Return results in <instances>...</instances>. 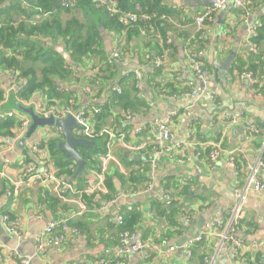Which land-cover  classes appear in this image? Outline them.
Listing matches in <instances>:
<instances>
[{
	"label": "crops",
	"instance_id": "crops-1",
	"mask_svg": "<svg viewBox=\"0 0 264 264\" xmlns=\"http://www.w3.org/2000/svg\"><path fill=\"white\" fill-rule=\"evenodd\" d=\"M18 1L0 0V26L22 27L24 31L19 34L22 40L39 43V54L25 60L19 59L24 70H32L41 81L45 65L41 56L53 51L69 66L66 68L68 75L65 80L56 78L55 84L60 98L75 100L74 111L97 110L109 95L116 93L114 89L121 91L122 88L130 90V99L145 102L146 108L137 107V115L132 112L124 114L116 107L106 119V127L111 130L128 127L124 135L114 140L112 145L116 162L110 163L106 174L110 184H106L107 193L92 200L87 212L75 219L74 225L79 228L81 235L68 239L61 249H50L45 258L35 256V246L30 239L37 238L49 221L73 213L76 206L59 200L38 183L16 185L20 177L18 166H7L22 158L31 159L32 153L28 151L31 143L38 142L45 135L49 136L47 142L57 139V136L48 129L39 130L30 140H24L22 147L19 143L24 136L18 140L14 133L13 137L6 138V143L0 148V172L4 173V176L0 175V254L4 257L0 264H18L11 253L13 251L29 258V264H97L101 258H105L107 264H206V259L214 255L215 264H236L225 246L218 250L216 238H209L204 244L195 246L191 258H187L179 247L186 240L202 233L212 219L220 218L224 210L234 203V189L245 185L246 166L255 162L264 151V94H260V90H253L248 81L240 80L237 72L231 75L236 59L248 63L247 30L249 26L261 27L263 24L264 0H244L250 11L246 22L241 11L228 4L225 9L214 14L202 35L194 26V18L209 7L208 0H162L167 10L177 13L174 17H162L167 25V43L163 42L158 30L134 25L123 28L103 16L99 8L77 5L66 11L60 6L56 7L59 10L53 14L45 15L36 10L32 14H24L13 5ZM20 4L30 12L23 0ZM53 19H58L63 27L70 21L82 25L80 41L92 42L89 53L74 58L61 37L51 35V32L46 35L39 31L34 33L32 27L41 28L44 22L52 23ZM198 37L205 42L201 48ZM156 44L161 46L164 60L158 81L166 85L173 77L174 92L160 91L150 83L154 59H160ZM163 44H172L175 53L170 49L165 50ZM115 50L126 58L125 62L111 61ZM193 51L201 53V65L208 79L203 96L195 102L187 92L190 88L188 84L195 82L188 61V55ZM260 51L263 54L262 66H258L255 73L249 71L257 77L262 75L264 68V45ZM2 53L10 56L12 50L0 47ZM110 61L112 66H106L105 63ZM101 67L107 70L104 74L106 79L92 81ZM9 74L0 66V87L7 88ZM31 99L30 103L36 107L44 103L45 98L37 92ZM225 112L239 114L240 121L233 126L222 122L221 116ZM171 113L176 114L169 123L172 132L169 145L172 151L160 158L155 172H151L149 166L150 180L146 184H130L127 181L129 174L141 168L148 156L130 152L123 145L143 143L146 147L152 146L154 121L163 120ZM126 115L135 116L134 121H126ZM251 125L258 130L252 136L248 131ZM140 128L145 130L139 135L135 134V130ZM76 129L73 130L75 136ZM60 140L62 142L63 138ZM185 140H190V145L181 150L174 148ZM213 142L220 143L223 152L216 165L211 166L208 152ZM233 151L240 156L238 173L227 163L228 152ZM88 163L86 176L72 178L76 170L74 162L69 165L72 174L62 175L68 182H76L81 187L83 182L79 183L78 178L87 177L91 165ZM260 174L264 181V170ZM160 187L184 211L176 218L177 226L171 225L166 218L167 213L162 212L166 201L159 193ZM184 190L188 191L187 194H184ZM50 199L54 202H49ZM131 211L130 216L138 217L136 225L126 230L135 236L130 240L131 243L150 242L163 249L176 247V250L167 255L150 251L114 258L113 252L119 245L121 228L117 216ZM7 213L15 220L13 226L21 232L20 239L5 230L3 219ZM161 213L163 216H160ZM243 217L244 226L239 231L240 237L244 242L257 241L261 245V249L246 256L244 264H264V192L257 195L248 189ZM4 236L6 239L3 241Z\"/></svg>",
	"mask_w": 264,
	"mask_h": 264
},
{
	"label": "built area",
	"instance_id": "built-area-1",
	"mask_svg": "<svg viewBox=\"0 0 264 264\" xmlns=\"http://www.w3.org/2000/svg\"><path fill=\"white\" fill-rule=\"evenodd\" d=\"M209 7H207L203 12L199 13L194 18V26L196 27L200 35L203 34L205 26L212 20L215 13H218L225 9L228 4L234 5L235 8L239 9L244 16L245 22L247 21L250 11L248 9V4L244 0H208ZM100 7L108 9L111 15L115 16L117 22L126 26H133V24L140 19L139 16L130 12H117L114 7L106 2L105 0H100ZM72 0H61V6L64 9H69ZM137 11H140L139 7H136ZM150 17H142L143 21H149ZM257 26H249L246 36V46L249 50L253 49L251 44V39L255 37ZM201 57L200 52H190L188 55L189 64L195 75V82L189 83L190 92L188 96L192 101H198L204 94L205 86L207 85L208 79L205 70L203 69L201 63L198 59ZM111 61L117 60L125 62L126 58L121 56L118 50L113 51ZM110 61V62H111ZM162 64L160 59H154L153 65L158 67ZM17 74L10 72L7 77L8 91L17 92L22 88L21 82H16ZM240 80L248 81L250 87H254L258 83L264 94V68L261 76H256L252 72L243 71L238 75ZM259 78V79H258ZM117 94H120L119 89H114ZM40 105V104H39ZM34 106L35 112L38 116L43 118H48L53 116L57 119H62L66 115H72L78 125L76 129V134L78 138L82 139H93L94 134L91 130L90 122L84 116V112L74 111L71 107L65 108L63 111H56L55 107H50L49 109H42L40 106ZM175 113L169 114L163 120H155L153 124L154 129V143L150 150V156L147 157V163L150 166L151 172H155L158 169L160 158L163 155L172 151L169 143L172 139V132L169 127V123L172 118L175 117ZM16 117L20 120V128L16 132L17 139H21L29 126V119L17 112L6 111L0 113V118H11ZM126 121L133 122L135 116L126 115ZM222 122L228 124L229 126L236 125L240 121L239 114H228L224 113L221 116ZM145 128V127H144ZM144 128L136 129L135 134H141ZM55 129L60 131L58 128H48L47 131ZM250 135L257 134L258 130L255 126L251 125L248 128ZM99 136L108 137V142L106 143V151L104 154L97 157V164H92V167L87 173L83 185L81 187L76 186L75 182H68L66 177L59 174L53 166L50 160L48 151L46 147L43 146L44 142L47 143L48 135L44 138L38 140L36 143H31L29 147V152L32 153V158H22L19 162L8 165L18 166L20 171V177L17 180L16 185H33L40 184L46 189H49L53 195H55L59 200L64 203H73L76 206V210L69 214L56 218L55 220L49 221L42 229L41 233L35 241V256L39 258H45L50 249H61L65 243L71 237H77L81 235L79 228L74 225L76 218L84 215L88 210V201L86 198L95 200L99 195L106 194V174L110 163H115L116 160L112 154V145L116 139V134L110 130L104 129L99 133ZM90 141V140H89ZM6 143V138L0 137V148ZM190 145V140H185L180 142L174 147L175 149H184ZM123 147L134 153L141 152L145 149L146 144H124ZM262 150H264V143L262 144ZM223 150L218 142L210 143V151L208 152V160L211 166L216 165ZM240 156L233 152H228L227 163L233 169H237V164L239 163ZM92 162L96 160L91 159ZM242 162V161H240ZM264 170V162L261 159V155L253 162L246 166V180L243 187L237 186L234 189V203L224 210L220 218L212 219V221L206 226L202 233H199L190 239L186 240L179 250L184 253L187 258H191L192 249L195 245L201 243L209 238L218 239V250L223 246L227 248L232 258L236 264H244L246 256L249 253H253L261 249L260 243L257 241H252L251 243L244 242L237 232V225L244 219V204L246 201V194L248 189H252L257 195H261L264 192V181L261 178L260 172ZM0 175L4 176V173L0 172ZM159 193L162 195L166 202L171 200L169 194H167L163 187L159 188ZM136 193H133V195ZM72 196V197H70ZM185 218V217H184ZM123 217L121 215L117 216L118 225H121ZM5 230L8 234L14 235L15 238H21V232L14 226L9 224L8 217L3 219ZM134 234L127 231L119 235V245L113 252V257L121 259L129 253H148V252H158L162 254H170L176 250V247H169L163 249L160 245H153L150 242L136 241L131 243L130 240L134 239ZM13 257L18 261V264H29L30 259L24 258L19 255L16 251L11 252ZM4 259L3 255L0 254V262ZM216 256L206 259V264H215ZM97 264H107L105 258H101Z\"/></svg>",
	"mask_w": 264,
	"mask_h": 264
},
{
	"label": "trees",
	"instance_id": "trees-1",
	"mask_svg": "<svg viewBox=\"0 0 264 264\" xmlns=\"http://www.w3.org/2000/svg\"><path fill=\"white\" fill-rule=\"evenodd\" d=\"M3 1V0H2ZM19 0L18 2H14L13 5L17 7L22 13L24 14H32L33 11H39L41 14H53L56 12V4L58 0H23L26 4H28L30 8V12L27 11L21 4ZM109 4H111L114 9L117 12L125 13L130 12L133 14H136L139 16L140 19H138L133 25L139 26L140 28L148 29V30H158V32L161 35V38H163V42L167 43V34L165 33V27L167 26L166 23L162 20V17H174L177 15L174 11H169L166 9L165 5H162V0H105ZM11 3V2H10ZM89 6L91 8H99V10L102 11L103 16H107L111 20H113L116 24L123 28H131L130 26L122 25L117 22V19L115 16L111 15L108 11V9L104 7H100L101 2L100 0H72V3L69 6L70 10L71 8H74L75 6ZM139 7L140 11L136 10V7ZM62 9H64L61 6ZM60 8V9H61ZM67 11V9H65ZM142 17H150L149 21H143ZM146 22V23H144ZM40 28V26L32 27L33 30H35L34 33L39 31L41 34L46 35L49 32L50 34H56L57 37H61L63 40L64 45L67 49H69L72 52V56L74 58L79 57L82 53L86 54L89 53V49L92 46V42L89 40L80 41L82 39V30L83 27L80 25L77 21H70L64 25V27L60 24L58 19H53L52 23L44 22ZM24 31V28L19 27L17 29L13 28L12 26L8 25L6 27L0 26V47H6L8 49L12 50V54L10 56L4 55L3 53L0 54V66L3 69H6L7 72H14L17 74L16 82H21L22 88L17 92H9L8 85L7 88L0 87V113L6 112L8 110H14L16 104H21L22 106H32L30 101L31 98L35 95V93L40 92L42 96H44V103H40V107L42 109H49L50 107H58L59 110H61L63 107H67V104H72L70 107L72 110H74V99H62L61 94L58 92V87L55 84V79L58 78L60 80H65V77L68 75V70L66 69L69 67L64 59L58 55L57 53H54L51 51L49 54H45L43 58L44 68L42 71V79L41 81L38 80L35 73L32 70H24L21 67L20 64V58H28L31 56H36L39 54V43H34L28 39L22 40L20 38V33ZM139 32V30H138ZM198 43L201 44L200 48L203 47L204 43L199 37H198ZM251 44L253 46V49L248 51L247 55V62L248 67L245 63H243L242 60L236 59V65L235 63L232 65V76L234 72H237V75L242 73L243 71H250L252 70L254 73L256 72L258 66H262L263 64V54L260 51V47L264 45V21L261 27H258L255 37L251 39ZM159 44L155 45V48L157 49V52H160L157 56L163 60V50L160 48ZM162 47H164L165 50H172L173 52L174 47L172 44L167 45L163 44ZM195 52V51H193ZM120 53V51H119ZM175 53V52H174ZM121 54V53H120ZM175 57L177 58L176 54ZM33 60V58H32ZM198 61L201 63V59L199 58ZM106 66H112V62L105 63ZM202 64V63H201ZM163 64H161L158 67L153 68V74L151 77L150 83H152L158 90L171 93L174 92V84L172 83L173 77L171 81H168L167 84L169 85H163V83L158 81L159 77L162 73V67ZM244 66L246 67L244 69ZM203 67V66H202ZM111 69V68H110ZM262 69V68H261ZM19 72V74H18ZM107 72L106 69H103L101 67L100 69H97L96 76L92 78V81L97 80H103L106 79L104 77V74ZM93 83V82H92ZM253 90H260V94L262 93V89L260 88V84L258 83L255 85ZM7 92V93H6ZM187 92H190V88L187 89ZM131 94L130 90L123 89L121 90L120 94L112 93L109 95L108 99H106V102L98 106L99 108L97 110H85L81 111L84 112V116L88 119L90 122L91 130L94 134L93 139H89L92 142H95V146L92 148H87L83 146H77L76 150L79 151V153L82 155L85 161H88V164H97V157L104 154L106 151V143L108 142V137H100L99 133L102 132L104 129L110 130L116 134V139L118 140L124 135V131L126 128H117V131L111 130L106 127V119L112 114V111L114 108L118 107L124 114L132 112L134 114L139 113L137 112V107L140 109L146 108V103L143 102L140 99H130ZM26 103L28 105H26ZM34 106V105H33ZM78 111V110H77ZM97 111V113H96ZM20 120H18L16 117L11 118H0V137L10 138L14 136V133L19 130L20 128ZM119 127V126H117ZM147 129V128H146ZM145 130V129H144ZM50 132L55 133L57 136V139L48 141L47 143L44 142L43 146L46 147L48 151V155L50 157L51 162L53 163L54 168L59 174H65L67 176L72 174V170L69 169V165L72 164V161H65L64 160V151L58 150L57 145L59 142H61L60 139H62V134L55 130L51 129ZM128 136V135H127ZM128 138H126L127 142ZM124 142V143H126ZM141 144V143H138ZM152 146L146 147V151H141L138 153H144V155L147 157L150 154ZM144 149V150H145ZM146 152H148L146 154ZM150 156V155H149ZM148 156V157H149ZM94 158L96 161L92 162L91 159ZM261 159L264 162V151L261 154ZM134 164H136L134 162ZM237 167L239 168V165L237 164ZM236 169L237 173L239 172V169ZM149 164L147 162L142 165L141 168L138 170H134L129 174L128 182L133 185H138L141 183L146 184L150 178H149ZM64 176V175H63ZM85 178L81 177L78 178V182H84ZM77 186H80V184L76 183ZM106 184L108 186L110 185L109 182ZM108 186H106L108 188ZM135 186V187H136ZM48 190V189H47ZM137 190V188H135ZM187 190H184V194H187ZM88 201V204L91 203V199L86 198ZM49 202H54V200L50 199ZM183 209L177 204L176 201L170 200L169 202L165 203L163 213H167V220L170 221L171 225H176V218L180 213H184L182 211ZM132 213L127 212V214H122L123 221L121 225H119L120 228V234L125 232L126 230H131L137 223L138 217L137 216H130ZM163 213L160 214V216H163ZM121 214V212H120ZM6 217L9 219V224L11 226L14 225L15 220L12 218V216L7 213ZM244 221H241L239 225H237L236 229L238 232V235H240V232L242 231V227ZM123 225V226H122ZM240 231V232H239ZM206 241H202L201 243L197 244H204ZM195 245V246H197ZM194 246V247H195Z\"/></svg>",
	"mask_w": 264,
	"mask_h": 264
},
{
	"label": "water",
	"instance_id": "water-1",
	"mask_svg": "<svg viewBox=\"0 0 264 264\" xmlns=\"http://www.w3.org/2000/svg\"><path fill=\"white\" fill-rule=\"evenodd\" d=\"M60 6L61 0H58L56 7L59 8ZM15 112L26 116L30 121L26 133L19 143L20 147H22L24 140H30L39 130L58 128L61 131L63 141L57 145V149L64 151V159L66 161H72L76 164V170L72 178L76 179L79 176H86L85 169L87 167V162L84 160L79 151L76 150V147L83 146L91 148L95 146V142L78 138L74 135L73 130L77 128L78 125L72 115H66V117L62 119H57L53 116L43 118L36 114L33 105L25 107L21 104H16ZM4 239H6V236L2 237L3 241ZM36 239V237L35 239H30L31 244L34 246Z\"/></svg>",
	"mask_w": 264,
	"mask_h": 264
},
{
	"label": "rangeland",
	"instance_id": "rangeland-1",
	"mask_svg": "<svg viewBox=\"0 0 264 264\" xmlns=\"http://www.w3.org/2000/svg\"><path fill=\"white\" fill-rule=\"evenodd\" d=\"M72 104H67V107H69V106H71ZM67 107H63L61 110H59L58 109V107H56L55 109H56V111H63L65 108H67Z\"/></svg>",
	"mask_w": 264,
	"mask_h": 264
},
{
	"label": "flooded vegetation",
	"instance_id": "flooded-vegetation-1",
	"mask_svg": "<svg viewBox=\"0 0 264 264\" xmlns=\"http://www.w3.org/2000/svg\"><path fill=\"white\" fill-rule=\"evenodd\" d=\"M92 167V165H90V168Z\"/></svg>",
	"mask_w": 264,
	"mask_h": 264
}]
</instances>
